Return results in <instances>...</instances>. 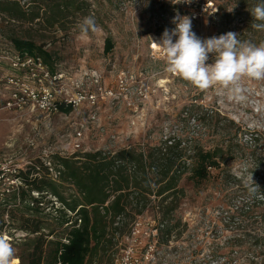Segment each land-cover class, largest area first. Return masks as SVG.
<instances>
[{
  "label": "rangeland",
  "instance_id": "1",
  "mask_svg": "<svg viewBox=\"0 0 264 264\" xmlns=\"http://www.w3.org/2000/svg\"><path fill=\"white\" fill-rule=\"evenodd\" d=\"M3 1H19L29 17L14 20L0 9V202L4 189L20 185L18 172L36 160L50 165L53 155L156 145L172 135L190 148H220V168L210 170L201 183L192 181L190 173L182 178L185 196L175 214L181 224L168 242L158 244L157 221L150 209L130 226L131 236L87 264H116L121 259L131 264H221L214 257L226 254V244L235 236H259V246H264L260 220L244 219L239 213L235 223L225 221L227 211L233 214L232 203L241 207L250 199L243 177L236 174L241 165L254 169L255 182L264 188V80H242L243 100L230 98L219 86L200 90L168 73L165 59L148 38L159 41L166 28L173 29L177 13L192 19V30L200 38L239 34L245 15L233 3L147 0L145 6V0H78V9L53 16L50 5L38 0ZM224 3L229 17L217 14L216 4ZM36 15L39 18L31 20ZM89 15L99 30L81 35L77 25ZM11 35L33 38L51 52L55 68L64 76L60 84L83 96H96V104L86 99L69 113L62 110L71 108L65 104L55 113L39 109L29 94H38L41 83L13 66L17 55ZM108 40L113 47L109 53ZM213 62L209 54L207 63ZM14 94L25 102L18 103ZM52 176L57 178L54 170ZM256 210L263 213L264 207ZM13 232V237L0 234L10 237L20 264L26 234ZM232 263L245 264L239 259Z\"/></svg>",
  "mask_w": 264,
  "mask_h": 264
},
{
  "label": "trees",
  "instance_id": "2",
  "mask_svg": "<svg viewBox=\"0 0 264 264\" xmlns=\"http://www.w3.org/2000/svg\"><path fill=\"white\" fill-rule=\"evenodd\" d=\"M38 1L43 6L50 5L49 13L53 16L79 7L78 0ZM230 3L245 15L238 39L257 45L264 41V31L251 27L250 11L257 0H228ZM228 4H216L217 14L229 17L224 12ZM0 9L14 20L29 17L19 1L0 0ZM38 18L36 15L31 20ZM9 41L20 61L26 57L40 59L52 73L58 72L53 54L33 38L11 35ZM112 48L108 40L105 52ZM62 110L69 113L72 108ZM221 151L190 148L169 135L156 145L53 155L50 165L36 160L15 176L19 186L4 189L0 233L7 232L11 237L12 231L26 234L20 264H87L108 254L121 238L131 236L130 226L151 209L157 221L158 244L168 242L181 224L175 214L185 196L180 187L182 178L190 173V179L196 183L208 179L210 170L220 168ZM52 170L57 178L52 176ZM244 202L246 205L241 207L232 203L233 214L227 211L225 221L235 223L240 216L255 218L264 227V212L256 210L264 207V200L250 197ZM245 236H235L226 244L229 252L215 253L214 258L221 260V264L236 259L245 264H264V246H259L263 239ZM149 239H153L152 234Z\"/></svg>",
  "mask_w": 264,
  "mask_h": 264
},
{
  "label": "clouds",
  "instance_id": "3",
  "mask_svg": "<svg viewBox=\"0 0 264 264\" xmlns=\"http://www.w3.org/2000/svg\"><path fill=\"white\" fill-rule=\"evenodd\" d=\"M183 3H191V0ZM250 13L253 17L251 27L264 31V0H257ZM172 23L175 27L171 30L166 28L159 41L148 37L159 56L165 59L168 73L181 77L200 90L219 86L236 100L245 98L242 80H264V41L258 45L249 40L242 41L237 33L231 31L218 37L200 38L192 30V19L179 13L172 18ZM77 27L81 35L99 30L91 15L84 17ZM209 54L214 57L211 64L207 63ZM253 170L249 171L245 163L236 174L243 177L249 197L264 200V191L255 182ZM0 264H17L16 250L6 234H0Z\"/></svg>",
  "mask_w": 264,
  "mask_h": 264
},
{
  "label": "built area",
  "instance_id": "4",
  "mask_svg": "<svg viewBox=\"0 0 264 264\" xmlns=\"http://www.w3.org/2000/svg\"><path fill=\"white\" fill-rule=\"evenodd\" d=\"M13 66L15 69L31 74L33 78L41 83L38 94L32 92L29 96L32 100L37 101L39 109L45 112L55 113L61 104L78 109L86 99L90 104H96V96L92 94L83 96L81 93L70 91L60 84V79H64L63 73H52L40 59L26 57L20 61L16 57ZM14 99L20 104L25 102V99L17 94H14ZM8 105L11 106V103H8ZM78 137H81V133H78ZM77 148H80V145H77ZM116 261V264H131L125 259Z\"/></svg>",
  "mask_w": 264,
  "mask_h": 264
}]
</instances>
